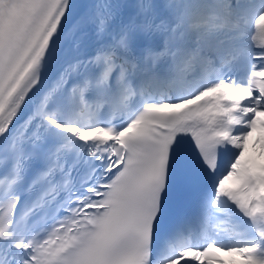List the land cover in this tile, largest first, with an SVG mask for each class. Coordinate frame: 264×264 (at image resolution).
<instances>
[{
	"label": "snow or ice",
	"instance_id": "1",
	"mask_svg": "<svg viewBox=\"0 0 264 264\" xmlns=\"http://www.w3.org/2000/svg\"><path fill=\"white\" fill-rule=\"evenodd\" d=\"M256 130L264 0H0V264H264Z\"/></svg>",
	"mask_w": 264,
	"mask_h": 264
},
{
	"label": "bare ground",
	"instance_id": "2",
	"mask_svg": "<svg viewBox=\"0 0 264 264\" xmlns=\"http://www.w3.org/2000/svg\"><path fill=\"white\" fill-rule=\"evenodd\" d=\"M254 140L255 139L249 137L248 140H247V142H246V147L251 149V151L253 152V155L254 156L260 157V158H263L264 159V155H260V145L259 144L256 146L255 149H253L252 144H253V141Z\"/></svg>",
	"mask_w": 264,
	"mask_h": 264
}]
</instances>
